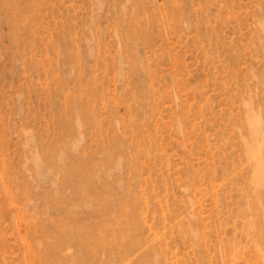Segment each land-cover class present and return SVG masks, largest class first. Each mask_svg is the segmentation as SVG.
<instances>
[{"label":"rangeland","instance_id":"rangeland-1","mask_svg":"<svg viewBox=\"0 0 264 264\" xmlns=\"http://www.w3.org/2000/svg\"><path fill=\"white\" fill-rule=\"evenodd\" d=\"M0 264H264V0H0Z\"/></svg>","mask_w":264,"mask_h":264},{"label":"bare ground","instance_id":"bare-ground-1","mask_svg":"<svg viewBox=\"0 0 264 264\" xmlns=\"http://www.w3.org/2000/svg\"><path fill=\"white\" fill-rule=\"evenodd\" d=\"M50 234H51V233H50ZM47 235H49V234L47 233ZM57 241H58V240H57ZM63 241H65V240H63ZM65 242H66V241H65ZM55 243H56V242H55ZM57 243H58V242H57ZM60 244H61V242H60ZM62 244H63V243H62ZM62 244H61V246H63ZM55 245H56V244H55ZM48 246H49V245H48ZM54 248H55V247H54ZM53 252H55V251H53ZM56 252H57V251H56ZM50 254H51V253H50ZM57 255H58V254H55V256H57ZM52 258H53V257H52ZM54 258H55V257H54Z\"/></svg>","mask_w":264,"mask_h":264}]
</instances>
